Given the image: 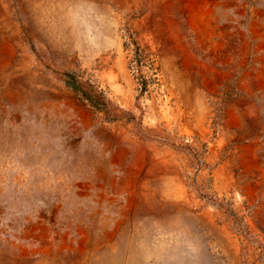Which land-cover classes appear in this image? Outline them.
I'll use <instances>...</instances> for the list:
<instances>
[{
  "label": "rangeland",
  "instance_id": "374dc122",
  "mask_svg": "<svg viewBox=\"0 0 264 264\" xmlns=\"http://www.w3.org/2000/svg\"><path fill=\"white\" fill-rule=\"evenodd\" d=\"M0 264H264V0H0Z\"/></svg>",
  "mask_w": 264,
  "mask_h": 264
}]
</instances>
